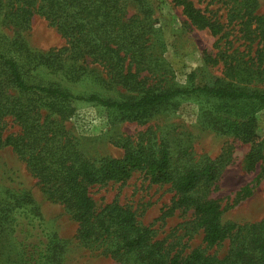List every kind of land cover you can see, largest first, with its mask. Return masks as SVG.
<instances>
[{"label": "trees", "instance_id": "16d2710c", "mask_svg": "<svg viewBox=\"0 0 264 264\" xmlns=\"http://www.w3.org/2000/svg\"><path fill=\"white\" fill-rule=\"evenodd\" d=\"M174 1L193 25L210 28L215 35L221 32L192 0ZM256 2L243 0L249 21L256 19L264 41V17L253 16L251 11ZM132 3L136 12L127 16ZM35 14L55 26L67 44L49 50L32 47L19 31L29 26ZM157 22L149 0H0V147H12L49 189L50 196L73 214L79 222L80 239L89 245H105L119 264H264V217L245 225L223 222L220 204L205 198V193L199 194L219 177L217 161L185 159L186 148L176 152L169 140L159 141L154 132L136 144L123 140L121 157H91L57 120L71 117L78 101L100 107L113 124L146 123L157 113L177 110L192 101L198 105L202 125L252 143L245 160L246 167L253 169L264 151V137L258 131L264 88L248 85L256 78L246 71L250 68L236 70L233 65L238 76L232 80L214 77L196 83V74L191 73L185 85L148 86L139 69L131 65L147 63L150 33ZM64 56L72 63L64 62ZM260 56H264V45ZM87 58L104 64L108 80L102 76L94 80L95 70L82 64L77 67V60ZM84 80L95 81L100 88L119 86L128 93L115 97L101 89L78 93L74 88ZM9 120L20 129L5 133ZM135 171H144L152 182L171 183L180 195L179 203L193 208L194 222L203 229L206 245L230 238L228 253L220 257L201 247L188 254L180 250L172 253L163 240L154 239L153 229L141 224L131 208L113 202L98 211L91 187L125 181ZM241 192L248 194L250 188L245 186ZM1 194L0 264L7 263L1 251L3 235L17 244L19 264L27 263L28 250L32 257L37 255L38 264H57L60 239L44 224L27 188L17 184Z\"/></svg>", "mask_w": 264, "mask_h": 264}, {"label": "rangeland", "instance_id": "374dc122", "mask_svg": "<svg viewBox=\"0 0 264 264\" xmlns=\"http://www.w3.org/2000/svg\"><path fill=\"white\" fill-rule=\"evenodd\" d=\"M149 1L154 5L158 18L148 42L150 58L147 63L137 66L133 62L131 65L132 69H139L140 77L148 86L185 85L191 73L196 74V83L208 82L214 77L232 80L238 76L231 69L233 65L236 70L250 68L246 71L256 78L248 85L264 88V56H260L264 41L256 19L249 21L243 0H192L196 8L221 27L217 35L210 28L193 25L184 14L183 7L174 0ZM254 5L256 8L252 7V15L264 17V0H257ZM135 12L136 7L132 3L127 16ZM1 28L6 33L11 32L7 27ZM19 32L34 48L49 50L67 44L59 30L38 14L32 17L27 28ZM160 34L162 41L159 40ZM63 58L64 62L72 63L70 58ZM80 64L96 71L92 72L94 80L97 76L108 80L107 68L100 61L92 58L77 60V67ZM240 75L244 76L243 73ZM74 89L77 92L101 89L114 97L128 93L119 86L100 88L95 81L91 83L89 80L79 82ZM57 120L78 138L91 157H121L123 140L129 139L136 144L140 138L146 140L149 132H154L159 141L169 140L176 152L186 148L185 159L189 156L194 163L207 159L217 161L219 177L201 188L199 194L205 193V198L220 204L223 222L245 225L264 217V151L263 158L255 167L248 169L245 156L252 143L202 125L198 119V105L192 101L184 102L177 110L157 113L146 123L124 121L116 124L100 107L78 101L71 117ZM19 129L17 123L9 120L5 133ZM258 131L264 137V109L259 112ZM17 184L27 188L43 214L44 224L60 239L57 264H119L105 245H89L80 239L79 222L73 214L62 202L50 196L49 189L12 147L1 146L0 197L4 190ZM245 186L250 188V193L241 192ZM91 195L98 211L113 202L134 210L139 222L153 229L154 239L163 240L164 247L171 249L172 253L180 250L188 254L201 247L207 253L223 257L230 249V238L208 247L203 241V229L194 222L193 208L179 203L180 195L171 183L152 182L144 171H135L125 181L97 184L91 187ZM1 245L2 257L7 260L4 264H19L18 247L13 239L3 235ZM28 252L32 253V250ZM28 252L26 264H38L37 255L32 257Z\"/></svg>", "mask_w": 264, "mask_h": 264}]
</instances>
